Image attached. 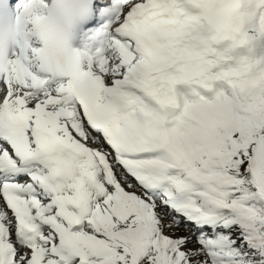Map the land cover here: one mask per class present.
<instances>
[{
	"label": "snow or ice",
	"instance_id": "1",
	"mask_svg": "<svg viewBox=\"0 0 264 264\" xmlns=\"http://www.w3.org/2000/svg\"><path fill=\"white\" fill-rule=\"evenodd\" d=\"M121 3L78 94L0 70V264H264V0Z\"/></svg>",
	"mask_w": 264,
	"mask_h": 264
},
{
	"label": "clouds",
	"instance_id": "2",
	"mask_svg": "<svg viewBox=\"0 0 264 264\" xmlns=\"http://www.w3.org/2000/svg\"><path fill=\"white\" fill-rule=\"evenodd\" d=\"M131 2V0H127ZM123 3L113 21L93 35L98 43L89 51L82 38L86 0H0V70L12 81L19 93L14 68L26 70L29 100L55 93L78 94L85 86L87 73L95 71L90 61L107 59L105 49L123 15ZM33 77L35 78L33 80ZM35 85V86H33ZM98 99V96L95 97Z\"/></svg>",
	"mask_w": 264,
	"mask_h": 264
},
{
	"label": "rangeland",
	"instance_id": "3",
	"mask_svg": "<svg viewBox=\"0 0 264 264\" xmlns=\"http://www.w3.org/2000/svg\"><path fill=\"white\" fill-rule=\"evenodd\" d=\"M181 221L183 223V218H181ZM189 227H191V225H189ZM170 235H174V236H189L190 233L189 231L184 228V227H176L173 231L169 232ZM199 247V245L196 243L195 239L193 238L192 242L188 244V249L190 250H195Z\"/></svg>",
	"mask_w": 264,
	"mask_h": 264
},
{
	"label": "bare ground",
	"instance_id": "4",
	"mask_svg": "<svg viewBox=\"0 0 264 264\" xmlns=\"http://www.w3.org/2000/svg\"><path fill=\"white\" fill-rule=\"evenodd\" d=\"M103 21H104V20H101L100 23L103 22Z\"/></svg>",
	"mask_w": 264,
	"mask_h": 264
}]
</instances>
